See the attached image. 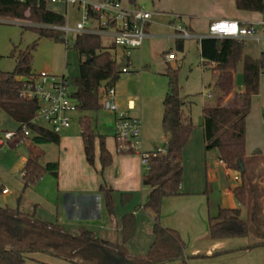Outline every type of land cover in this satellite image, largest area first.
Wrapping results in <instances>:
<instances>
[{
	"label": "trees",
	"instance_id": "1",
	"mask_svg": "<svg viewBox=\"0 0 264 264\" xmlns=\"http://www.w3.org/2000/svg\"><path fill=\"white\" fill-rule=\"evenodd\" d=\"M235 3L239 11L264 15V0H235ZM91 16L101 18L100 14L91 13ZM0 19L28 23L32 26L26 29L34 30L40 38L65 41L60 29L66 27V19L47 9L45 0H26L25 3L0 0ZM66 44L68 49L77 53L79 59V75L70 80V83L71 87H75L72 97L77 102V112L84 114L79 118V126L85 157L88 164L93 166L95 143L98 140L101 166L106 169L112 164V156L105 144L106 138L96 135L92 118L87 114L103 110L102 84L110 81L109 86H116L122 69L128 64L123 62L118 65L111 53L116 47H104L100 36L77 34L72 43L66 40ZM177 44V48L183 51V42L180 40ZM245 44V41L229 38L205 37L200 41L203 66H209L214 75L212 92L209 91L214 101L203 110L206 151H216L219 161H223L231 171L240 173L241 185L235 189L234 197L242 207H248L252 195L256 193L254 177L249 175L246 167V121L253 98L260 93V81L264 75V58L254 59L244 55ZM37 45L35 42L17 55L13 51L11 58L16 61L15 69L10 73L0 70V109L21 124L17 137L8 143L9 146L14 148L25 140L24 125L30 131V136L26 138L31 139V148L23 168L24 189L35 185L46 175L58 178L59 172L58 162L42 165L41 157L33 147L58 145L60 135L53 133L47 125H33L31 121L39 104L25 100L20 95L24 80L36 75L32 64ZM242 62L243 86L237 89L236 71ZM166 74L170 79L168 92L163 100L162 116V147L166 154L150 160L142 179L143 186L150 189L145 208L153 213L154 242L149 252L145 256L132 257L126 251V244L135 236L134 214L123 217L122 244L114 245L96 239L85 230L79 236H73L57 225L43 222L34 214L0 207V264H33L35 261L30 255L37 253L63 259L70 264H107L104 260L106 254L125 259L129 264H166L174 261L190 264L186 244L178 231L164 228L160 223L164 200L184 195L182 154L194 129L191 103L180 95L177 70L169 66ZM109 208L112 211L110 201ZM242 215L241 208H219L217 215L209 218V228L204 239L244 237L249 243L243 250L264 247V226L252 231L251 224L244 221ZM252 221H255L254 216Z\"/></svg>",
	"mask_w": 264,
	"mask_h": 264
},
{
	"label": "crops",
	"instance_id": "2",
	"mask_svg": "<svg viewBox=\"0 0 264 264\" xmlns=\"http://www.w3.org/2000/svg\"><path fill=\"white\" fill-rule=\"evenodd\" d=\"M119 1L122 3L123 7L128 9L139 7L136 0H124L125 2H129V5H125L123 0ZM165 1H167L166 4H164ZM184 1L185 0H158V13H166V17L170 19L172 25L176 23L177 19H181V22L178 24L187 29L189 34H195H190V38H196L199 41V52L200 40L198 37H205L206 35H198L195 33L198 22L197 19H203L208 25L211 21L217 19H233L244 25L259 23L264 19V15L259 13L239 11L236 8L235 0H187V2H191L193 7V9L187 13L179 4V2ZM168 3L174 5L171 6ZM50 4L57 5L58 8L51 10L48 6ZM46 6L47 9L64 16L65 19L68 16L69 8H73L75 11L79 12L77 7L67 6L65 4L46 2ZM155 19V17H152L150 24L146 27L147 38L144 40L142 47L133 50L141 51V49L145 47V44L154 49L156 47L157 38L166 39L169 49H171L170 47L174 44L177 47L178 41H184V39L179 38V34L175 30L174 33L158 32L157 28H155V26H157L155 25ZM248 41L255 43L260 49V46L255 41ZM110 46H112V44ZM170 53L171 52L163 51V56L165 57ZM244 55L247 54L244 52ZM128 64L131 66V56L129 57ZM261 78L260 86L264 82V75ZM140 88L143 94L144 86L141 85ZM127 90L128 92L126 93V96L121 97L118 96L117 93L116 101L122 110L128 111L132 117L139 119L142 125V120L138 113L137 100L135 97L129 99V96H132L133 94L131 91L129 92V88ZM258 96L260 97L259 107L263 111L264 99L260 93L254 98ZM164 98L165 96L163 99ZM254 98L252 100L250 113L254 108ZM250 113V116L248 115L249 117H247L246 121V131L248 120H250L249 118L252 116ZM5 116L9 117L0 109L1 133H17L21 124L9 117L13 120V123H8L3 126L1 124H4ZM111 116L114 123V116L112 114ZM255 122L256 124H260L256 119ZM261 123L264 126V114L261 118ZM200 126L203 134L205 154L203 157L200 152L201 159L197 161L196 169H198V176L195 175L196 179H191L186 185L187 176L184 178L186 162L184 161L182 154V192L184 195L166 198L164 200L160 223L164 228L178 231L182 240L186 244V255L190 257V264H264V247H259L253 250H243L248 246L249 241L247 238L241 237L221 240L204 239L209 228V218L216 216L218 213L216 209H233L224 206L225 204H223V202L220 204L219 201L215 205L213 202L215 192L221 193L224 197L235 199L234 191L241 185V181L236 183L226 174L225 169L219 165L217 153L213 160L208 159L203 133V115ZM26 140L27 139L24 141ZM111 140L112 141H109V139L105 140L106 148L112 156L111 166L102 169L98 140H96L95 143L94 165L90 166L84 153L81 128L79 126V129H72L70 126V128L60 134V143L56 145L58 147V153L44 164L41 162L42 165L49 162H58V178L46 175L35 185L28 187L34 188L36 192H39L38 196L40 199L42 198V200H35L36 202L33 204V210H31L28 201L23 207H20L19 205L18 207L0 205V207L19 209L20 212L29 215L34 214L43 222L49 225H57L73 236H79L80 233L85 230L92 233L96 239L114 245L122 244L123 217L128 214H134L136 217L135 236L126 244V251L128 255L132 257L145 256L154 242V235L152 233L153 213L151 210L145 208L150 189L145 188L142 184L144 167L138 156L118 154L116 151L114 135ZM143 140L142 126V141ZM148 143V146L152 145V141H149ZM143 144H145L144 141ZM42 146L44 145H40V147ZM37 147H33V149L35 150ZM159 147H162V145ZM157 148H149L147 152H151ZM246 155L247 158L253 160V163H250V169L252 171L253 168H256L255 170H257L259 165L261 167L264 165L263 161H261V159L264 158V155H261L260 153L256 154L255 152L250 156L247 154V148ZM27 159L28 158L23 157L21 160L22 165L20 168V176L23 184V168ZM189 164L190 163L188 162V165ZM258 177L257 181H259L258 183L264 189V175L262 174ZM1 194L3 196H9L10 191L3 186ZM21 199L22 196L18 198V201ZM41 201H44L45 203L42 204ZM109 201L112 204V211H110L109 208ZM41 205H45L47 208H43ZM38 254L41 253L30 255V258L35 259L36 257L39 259H35L36 261H41L44 264H70L63 259H58L47 254ZM104 260L107 264H129V261H126L125 259L117 258L108 254L105 255ZM166 264H181V262L174 261Z\"/></svg>",
	"mask_w": 264,
	"mask_h": 264
},
{
	"label": "rangeland",
	"instance_id": "3",
	"mask_svg": "<svg viewBox=\"0 0 264 264\" xmlns=\"http://www.w3.org/2000/svg\"><path fill=\"white\" fill-rule=\"evenodd\" d=\"M185 1L179 2V4L187 13L192 10L193 7L191 2ZM136 2L139 7L154 13L153 17L156 18L155 25H157L155 28H157L158 32L174 33L170 19L166 17L167 14L158 13V0H136ZM166 2L167 1H165L164 4H166ZM123 3L129 5V2H125L124 0ZM168 4L171 6L174 5L171 3ZM48 6L51 10L58 8L57 5L50 4ZM81 19L82 16L79 12L75 11L73 8H69V13L66 18V27L71 30L75 29L77 23L80 22ZM197 21L195 33L198 35H207L208 23L203 19H197ZM180 22L181 19H177L175 24L178 25ZM31 26L32 25L24 22L0 19V70L5 73L12 72L16 66L15 59L11 58L13 51H16L17 55L20 51H25L28 47L37 42L38 45L34 51L32 64V69L36 74L45 72L56 77L65 76L69 80L76 78L79 75V59L74 50L67 48L66 40L72 43L77 33L74 31L68 33L63 31V38L65 41L59 42L47 38H40L39 34L34 30L26 29V27ZM190 34L195 35L193 33ZM156 40V47L154 49L145 44V47H143L141 51L130 50L131 66H128V68L131 70V73L120 74L116 83L117 93L118 96H126L128 92L127 89L129 88V92L131 91L133 94L129 96V99L136 98L138 113L143 126V141L145 143L143 144V149L147 152L149 148H157L163 145V97L168 92L170 81L166 72L169 66L177 70V84L180 88V95L191 103V116L195 125L191 139L183 153V158L186 162L184 178L187 176V185L191 179L196 177L195 175L198 176V169H196V167L197 161L201 159L200 152L203 157L205 154L200 123L202 121L204 108L212 105L214 101L213 96L209 95V91L212 92L211 86L214 84V75L209 66H203V61L199 52V41L196 38L184 39L183 51H180L175 44L169 49L166 39L157 38ZM102 43L104 47H109L112 44L111 40L106 37L102 38ZM163 51L171 52L175 55V59L171 62H167L163 56ZM125 52L126 50L122 47H116V49L111 50L118 65L123 63V55ZM244 52L255 59L262 57L258 46L250 41L246 42ZM236 84L237 89L243 86V62L239 64L236 71ZM141 85L144 86L143 94L140 88ZM260 87V94L264 99V82ZM71 90L74 92L75 87L72 86ZM259 96L254 98V108L250 113L252 116L249 118L250 120H248L247 124L246 148L247 154L250 156L257 150H259L261 155H264V126L261 123L264 110L262 111L259 107ZM81 115L84 114L76 112L71 115L72 129H79V118ZM87 115L92 118L96 135L98 137L104 136L107 140L109 139V141H112V136L115 134V127L111 113L108 114V112L101 110L98 113H89ZM5 117V122L1 125L4 126L8 123H13V120L9 117ZM255 119L260 122V124H256ZM3 134L4 132L1 133L0 136ZM149 141H152V145L150 146H148ZM30 148L31 139H28L22 141L14 148H11L9 144H7L3 149H0V183L2 187L5 186V188L10 191L9 196L0 194V205H10L13 207H18L19 205L23 207L28 201L31 210H33V204L36 202L35 200H42V198L40 199L38 196L39 192H36L34 188L30 187L24 189V184L20 176L21 160L23 157L28 158L30 156ZM34 151L37 155H40L41 162L44 164L58 153V147L54 144L44 145L42 147H37ZM216 153V151H210L206 154L208 159L213 160ZM261 161H263L264 164V158H262ZM188 162L190 163L189 165ZM250 163L252 164L253 160L247 158L246 167L249 175L254 177L253 185L256 189V193L252 195L249 206L242 207L234 198L224 197L219 192H215L213 202L215 205L219 201L220 204L223 202V204H225L224 206L227 207L241 208L243 211V220L250 223L251 229L254 231L258 228L262 229L264 226V189L258 183L259 181H257L258 176L264 174V165L262 167L259 165L257 170L252 167L253 172L250 169ZM20 196H22V199L18 201ZM41 202L42 204L45 203L44 201ZM41 207L47 208L45 205H41ZM216 211L218 210L216 209ZM252 216L255 217V221H252ZM35 259L39 260L36 257ZM35 259H33L35 261L33 264H39V261ZM40 263L42 262L40 261Z\"/></svg>",
	"mask_w": 264,
	"mask_h": 264
},
{
	"label": "built area",
	"instance_id": "4",
	"mask_svg": "<svg viewBox=\"0 0 264 264\" xmlns=\"http://www.w3.org/2000/svg\"><path fill=\"white\" fill-rule=\"evenodd\" d=\"M25 3L26 0H13ZM46 2L65 4L77 7L82 19L75 29L68 27L60 30L68 33L74 31L77 34L96 35L109 38L112 45L126 50L123 55L124 64H128L130 50L141 48L147 38L146 27L150 24L153 13L141 7L125 8L119 0H45ZM100 14L101 18L92 17ZM179 34V38L191 37L187 29L182 25H172ZM205 37L229 38L238 41H255L260 46V52L264 58V19L259 23L244 25L233 19H217L210 22L208 34ZM205 37H198L201 41ZM175 59L170 53L165 56L166 61ZM129 66V64H128ZM126 66L122 73L130 74L131 70ZM70 80L65 76L56 77L42 72L33 78L25 79L21 87V97L39 104L31 123L33 125H47L55 134H61L71 126V115L77 112V102L72 97ZM117 91L115 86L103 87L101 103L103 110L114 116L116 151L120 155H136L140 158L144 169L148 168L151 159H156L166 154L163 147L151 152L143 149L142 125L139 119L134 118L128 111L122 110L117 103ZM24 138L30 136L26 125L23 127ZM18 133L6 132L0 136V149L17 137ZM226 174L236 183L241 181L239 172L231 171L223 161H219ZM7 192V191H5Z\"/></svg>",
	"mask_w": 264,
	"mask_h": 264
},
{
	"label": "water",
	"instance_id": "5",
	"mask_svg": "<svg viewBox=\"0 0 264 264\" xmlns=\"http://www.w3.org/2000/svg\"><path fill=\"white\" fill-rule=\"evenodd\" d=\"M109 84H110V81H105V82L102 84V86L105 88V87H108Z\"/></svg>",
	"mask_w": 264,
	"mask_h": 264
}]
</instances>
